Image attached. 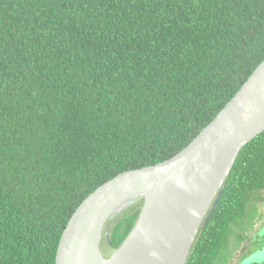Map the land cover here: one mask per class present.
Masks as SVG:
<instances>
[{"label":"trees","instance_id":"16d2710c","mask_svg":"<svg viewBox=\"0 0 264 264\" xmlns=\"http://www.w3.org/2000/svg\"><path fill=\"white\" fill-rule=\"evenodd\" d=\"M263 62L264 0H0V264H55L86 199L180 154ZM263 192L264 133L187 264H227ZM143 205L107 223V257Z\"/></svg>","mask_w":264,"mask_h":264},{"label":"water","instance_id":"95a60500","mask_svg":"<svg viewBox=\"0 0 264 264\" xmlns=\"http://www.w3.org/2000/svg\"><path fill=\"white\" fill-rule=\"evenodd\" d=\"M264 133V62L217 118L180 154L122 174L76 211L55 264H187L224 194L240 152ZM130 235L109 257L105 226L138 202ZM258 264V263H255Z\"/></svg>","mask_w":264,"mask_h":264},{"label":"rangeland","instance_id":"374dc122","mask_svg":"<svg viewBox=\"0 0 264 264\" xmlns=\"http://www.w3.org/2000/svg\"><path fill=\"white\" fill-rule=\"evenodd\" d=\"M257 216L256 219H254L252 230L249 232V235H247V239L252 237V239L245 240L241 247L238 248L239 251H237L234 254V261L239 258L242 253L246 252V257H250L254 253L263 250L264 253V192L261 193L259 200L257 202ZM234 246H236V243H234ZM107 246L105 243H102V251L107 252ZM233 254L231 259L233 258ZM106 255V254H105ZM262 259H264V254L261 255ZM257 258V255L254 254V256L251 258V260H254ZM236 262V261H235ZM234 262V263H235ZM233 263V264H234Z\"/></svg>","mask_w":264,"mask_h":264},{"label":"flooded vegetation","instance_id":"af4514ba","mask_svg":"<svg viewBox=\"0 0 264 264\" xmlns=\"http://www.w3.org/2000/svg\"><path fill=\"white\" fill-rule=\"evenodd\" d=\"M244 242H246V241H244ZM244 242H243V243H244ZM243 243H242V244H243ZM242 244L236 247V249H235V251H234V254H235L237 251H239L238 248L241 247ZM234 254H233V258L230 259L229 262H228L227 264H233L235 261H236V262H235L234 264H255V263H258V264H264V259H262V257H261V255L264 254V253H263V250L254 253V254L257 255V258L254 259V260H251V258L254 256V254L251 255L250 257H246V252H244V253H242V255H241L239 258H237V259L234 261V260H233V259H234Z\"/></svg>","mask_w":264,"mask_h":264}]
</instances>
